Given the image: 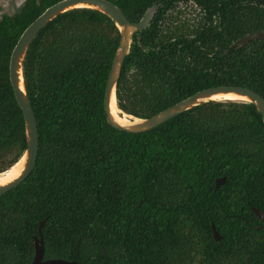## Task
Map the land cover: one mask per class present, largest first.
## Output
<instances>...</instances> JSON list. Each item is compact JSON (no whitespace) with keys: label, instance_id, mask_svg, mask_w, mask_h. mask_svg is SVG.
Here are the masks:
<instances>
[{"label":"trees","instance_id":"16d2710c","mask_svg":"<svg viewBox=\"0 0 264 264\" xmlns=\"http://www.w3.org/2000/svg\"><path fill=\"white\" fill-rule=\"evenodd\" d=\"M59 1L25 0L0 18V174L26 147L8 80L10 54ZM106 1L130 23L156 8L147 28L133 34L120 68L115 97L123 114L147 119L221 86L264 100V42L231 48L264 32V0ZM187 2L201 13L191 30L168 15ZM118 45L113 23L89 9L57 16L29 45L22 78L38 152L28 178L0 195V264H30L42 221L44 261L264 264V225L250 210L264 213L260 114L252 104L209 102L142 134L115 130L103 97Z\"/></svg>","mask_w":264,"mask_h":264},{"label":"water","instance_id":"95a60500","mask_svg":"<svg viewBox=\"0 0 264 264\" xmlns=\"http://www.w3.org/2000/svg\"><path fill=\"white\" fill-rule=\"evenodd\" d=\"M74 9H89L94 10L103 16L107 17L115 26L119 34V45L114 54V58L107 76L105 91L103 97V111L105 113L106 122L115 130L127 134H142L148 132L165 122L175 118L176 116L209 102H242L252 104L261 116L262 124L264 125V100L254 92L241 87H214L200 92L178 102L172 107L154 115L147 119H138L120 112L116 106V87L120 74V68L124 59L130 53L132 45V36L136 32H142L151 21L154 8L148 9L142 18L137 23H130L121 11L106 0H61L54 5L48 7L43 13L38 16L20 35L9 57L8 62V80L12 89L13 97L18 108L21 110L24 121V132L26 147L17 163L23 159L22 169L20 173L10 182L0 186V195L12 190L23 183L32 173L38 152V134L36 122L25 94L23 78H22V63L26 51L34 40L36 35L57 16L64 14ZM251 41H263L264 32L252 33L243 36L232 44L234 48L245 47ZM232 95L243 100H214V97ZM114 103L115 108L121 115L125 116L129 123L121 124L115 120L112 115L111 103ZM16 163V164H17ZM13 167V166H12ZM11 167V168H12ZM10 168V169H11ZM9 169V170H10ZM7 172V171H6ZM224 178L217 179L214 182V188L217 190L224 184ZM251 212L264 225V213L257 209L251 208ZM43 221L39 223L37 228L38 240L34 241L33 259L30 264H76L75 262H66L62 260H43V243L40 235ZM212 229V236L217 243L220 240L219 235Z\"/></svg>","mask_w":264,"mask_h":264},{"label":"rangeland","instance_id":"374dc122","mask_svg":"<svg viewBox=\"0 0 264 264\" xmlns=\"http://www.w3.org/2000/svg\"><path fill=\"white\" fill-rule=\"evenodd\" d=\"M25 0H0V18L1 16H12L21 7ZM177 11L181 12L185 20L192 19L197 16V10L191 5L180 3Z\"/></svg>","mask_w":264,"mask_h":264},{"label":"bare ground","instance_id":"6f19581e","mask_svg":"<svg viewBox=\"0 0 264 264\" xmlns=\"http://www.w3.org/2000/svg\"><path fill=\"white\" fill-rule=\"evenodd\" d=\"M214 100H243V99H239L232 95H228V96L214 97ZM111 110H112V115L116 121H118L121 124L129 123L127 118L121 115L120 112L115 108L113 102L111 103ZM22 164H23V159H21L19 163L15 164L10 170H7V172L0 174V186L13 180L20 173V170L22 169Z\"/></svg>","mask_w":264,"mask_h":264},{"label":"flooded vegetation","instance_id":"af4514ba","mask_svg":"<svg viewBox=\"0 0 264 264\" xmlns=\"http://www.w3.org/2000/svg\"><path fill=\"white\" fill-rule=\"evenodd\" d=\"M189 2H187V3H183V4H188ZM191 3V5L197 10V16L196 17H194V18H192V19H189V20H185L184 19V16H181V12H179V11H177V9H178V5L180 4V3H178V4H176V6H175V8L173 9V10H171V12H168V15H169V17L170 18H172V22L175 24V23H177V22H187L189 25H188V28H189V30H191L192 29V27L190 26V25H192V26H194L199 20H200V18H201V13H200V10H199V8H198V6L197 5H195L193 2H190ZM152 8H154V14H155V12H156V8L155 7H152ZM154 14H153V16H154ZM153 18V17H152ZM152 20V19H151ZM150 23V22H149ZM147 28V27H146ZM145 30V29H144ZM143 30V31H144ZM142 31V32H143ZM183 31H186V30H183ZM136 33H141V32H136ZM170 33L172 34L173 33V26L170 28ZM187 34H189V33H187V31L185 32V35H187ZM184 38L186 39V40H192V39H194V36H184ZM239 40V39H238ZM235 43V42H234ZM250 43V42H249ZM246 47V46H245ZM231 48H234V47H232V45H231ZM242 48V47H241Z\"/></svg>","mask_w":264,"mask_h":264}]
</instances>
